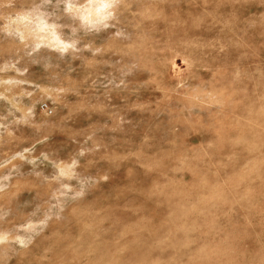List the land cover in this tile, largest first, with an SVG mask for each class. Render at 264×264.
Returning a JSON list of instances; mask_svg holds the SVG:
<instances>
[{
  "label": "rangeland",
  "instance_id": "1",
  "mask_svg": "<svg viewBox=\"0 0 264 264\" xmlns=\"http://www.w3.org/2000/svg\"><path fill=\"white\" fill-rule=\"evenodd\" d=\"M0 264H264V0H0Z\"/></svg>",
  "mask_w": 264,
  "mask_h": 264
}]
</instances>
